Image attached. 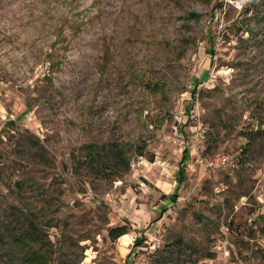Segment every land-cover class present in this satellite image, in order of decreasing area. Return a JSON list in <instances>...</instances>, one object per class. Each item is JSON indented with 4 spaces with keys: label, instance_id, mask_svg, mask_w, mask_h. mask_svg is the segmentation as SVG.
Returning a JSON list of instances; mask_svg holds the SVG:
<instances>
[{
    "label": "rangeland",
    "instance_id": "374dc122",
    "mask_svg": "<svg viewBox=\"0 0 264 264\" xmlns=\"http://www.w3.org/2000/svg\"><path fill=\"white\" fill-rule=\"evenodd\" d=\"M261 217L264 0H0V264H264Z\"/></svg>",
    "mask_w": 264,
    "mask_h": 264
},
{
    "label": "trees",
    "instance_id": "16d2710c",
    "mask_svg": "<svg viewBox=\"0 0 264 264\" xmlns=\"http://www.w3.org/2000/svg\"><path fill=\"white\" fill-rule=\"evenodd\" d=\"M97 149L98 147L95 145L86 146L87 156L91 160V162L88 163L89 167L93 168L92 170H95L97 174L99 173L102 176H112V178H115L121 177L129 171L130 159L126 156L125 151L120 146L110 143L100 147V152L97 151ZM139 156H142V152L139 153ZM97 157H99V159ZM161 198L167 199V196L161 195ZM176 199L177 196L173 195L172 201H175ZM261 219H264V217H261ZM151 223L155 224V220L151 221ZM31 226L33 225L31 224ZM130 229L131 225L129 222L124 221L123 225L110 227L108 230V237L110 240L115 241L126 235ZM21 241L25 243L28 242L24 239ZM33 258V261L29 259L31 262H23L19 264H43L45 262V257L40 253L36 252L33 254ZM211 258L212 257H207L205 260ZM158 262V264H167V261L163 256L158 259Z\"/></svg>",
    "mask_w": 264,
    "mask_h": 264
},
{
    "label": "built area",
    "instance_id": "2783aa9c",
    "mask_svg": "<svg viewBox=\"0 0 264 264\" xmlns=\"http://www.w3.org/2000/svg\"><path fill=\"white\" fill-rule=\"evenodd\" d=\"M179 121H182L184 119H182V116H179ZM199 146L194 147V151L198 152L199 151ZM228 163V157L227 155H225L224 153H216L214 154L212 157H210L208 160H206V167L208 168V170L215 174L217 172H219L226 164ZM230 247L231 245L229 244L228 241H225L223 243V247L219 249H221L220 252V257L218 258L219 261L217 264H230L231 262V253H230ZM213 263L212 261H210V264Z\"/></svg>",
    "mask_w": 264,
    "mask_h": 264
}]
</instances>
